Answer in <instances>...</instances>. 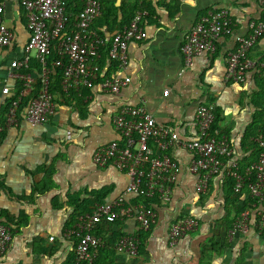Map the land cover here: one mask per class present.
I'll return each instance as SVG.
<instances>
[{
    "label": "crops",
    "instance_id": "0c3cea01",
    "mask_svg": "<svg viewBox=\"0 0 264 264\" xmlns=\"http://www.w3.org/2000/svg\"><path fill=\"white\" fill-rule=\"evenodd\" d=\"M21 2L5 3L4 24L13 40L0 47V115L8 99L2 87L12 86L7 81L8 66L22 54L28 39ZM138 2L150 12L144 22L147 37L129 43L125 71L118 73L107 56L118 28L101 23V16L92 24L104 44L89 66L96 67L100 77H128L130 82L119 93L94 87L78 91L82 96L74 99L54 94L55 111L47 123L33 126L20 120L0 133V223L12 232L0 264H64L75 247L64 233L75 223L76 210L83 203L80 210L120 199L126 205L134 201L126 193L124 173L92 162L97 148L121 141L111 120L122 105L143 106L159 126L182 141H192L197 134L196 110L206 104L215 106L217 132L226 136L232 149V157L211 179L206 194L195 191L197 176L190 172L193 154L174 146L168 153L177 163V177L170 201L154 210L155 223L148 232L140 231L133 218L100 223L94 235L103 244L95 257L99 264H264V236L252 227L256 210L264 204L253 206L246 192H230L227 177L231 163L241 165L256 158L247 134L256 120L264 126V78L259 70L249 71L242 84L227 83L224 78L228 53L238 38L248 36L249 22L260 20L261 8L257 0ZM120 4L121 0L116 7ZM218 10L229 12L231 33L217 41L213 54L197 56L186 67L181 54L184 36L200 16ZM117 15L120 20L121 12ZM263 55L264 36L248 58L258 61ZM43 187L45 191H36ZM241 209L249 213V231L230 238L228 232ZM184 217L194 218L197 230L170 245L169 227ZM121 236L139 238L137 257L128 259L114 249Z\"/></svg>",
    "mask_w": 264,
    "mask_h": 264
},
{
    "label": "built area",
    "instance_id": "2783aa9c",
    "mask_svg": "<svg viewBox=\"0 0 264 264\" xmlns=\"http://www.w3.org/2000/svg\"><path fill=\"white\" fill-rule=\"evenodd\" d=\"M68 2L22 0L28 39L22 54L8 66L7 81L12 86L5 84L2 94L10 97L15 88H19V93L4 115V122L0 120V133L20 120L33 126L45 124L53 115L54 96L50 93L52 71L47 61L52 45L57 53L52 65L62 70L61 87L65 95L70 91L94 87L102 92L117 94L130 82L128 77L121 78L116 74L100 77L98 69L89 66L104 44L92 29V24L102 14L100 2L80 0L81 8L76 14L67 10ZM257 2L262 16L258 21L249 22L248 36L238 38L235 48L228 53L224 76L227 83L242 84L251 70H259L260 76L264 78V61L248 58V52L264 33V0ZM5 3L6 0H0V47L11 45L13 40V33L4 24ZM147 14L143 9L137 11L129 24L117 31L110 40L107 56L116 64L118 73L127 67L129 43L147 37L143 24ZM232 26L226 10L211 11L200 16L183 39L181 54L185 66L189 67L197 56L213 54L217 41L229 35ZM33 59L39 65L38 70L30 66ZM25 99L28 101L20 111ZM215 111L213 104L199 106L194 117L196 139L182 141L168 128L159 126L143 106L120 107L112 117L111 124L120 134L121 141L97 148L92 162L96 167H113L124 173L128 178L126 193L140 200L129 205L121 199L96 204L91 213H81L73 226L64 233L65 237L75 241L74 264H94L95 251L103 244V240L94 232L102 222L116 223L133 218L139 224L140 231L150 230L156 214L146 205V201L157 199L164 204L170 201L178 171L177 163L168 153L174 146L193 154L190 172L197 176L195 191L197 195L206 194L211 179L220 172L223 162L232 157L226 136L217 131L209 135L215 121ZM251 141L257 146L256 159L243 170L238 163H231L227 177L233 180V191L246 192L251 205L256 206L264 204V132H258ZM197 227L198 222L192 217L176 220L168 230L170 245L176 244L182 236L194 232ZM252 227L258 235L264 236V207L256 210ZM249 228V213L242 212L228 236L246 234ZM11 240L10 228L0 223V258ZM139 247L140 240L135 236H121L114 244V249L128 259L137 257Z\"/></svg>",
    "mask_w": 264,
    "mask_h": 264
},
{
    "label": "trees",
    "instance_id": "16d2710c",
    "mask_svg": "<svg viewBox=\"0 0 264 264\" xmlns=\"http://www.w3.org/2000/svg\"><path fill=\"white\" fill-rule=\"evenodd\" d=\"M68 1L69 2H68L67 10L71 11L74 14L78 13L80 11V8H81L80 0H68ZM98 1L101 4V11H102V14H101V17L99 18V21L101 23H105V24H108V25L109 24L114 25L115 28H118L117 31H120L123 27L127 26L129 24V22L132 20V18L134 17L135 13L137 11L141 10V9L147 11V13H148L147 16L143 18V24L148 19V16L150 15V12L148 11V9L146 7H144V5L142 3L138 2L139 0H121V4H120L119 7H116L117 0H98ZM119 11L121 12V15H122L120 20H118V15H117V13ZM261 16H262V10H261ZM262 36H264V33H263ZM52 46H53V48H51L50 54H49V56L47 58L48 67L51 69V71H53V74L51 73L50 93L53 94V95L57 94L59 96H62L63 98H64V96L67 95V96H69L72 99L77 98L78 95L82 96V93L79 94L80 92H76V91H70L66 95L62 93V87H61L62 70L59 69V68H56V67H54L52 65V63L57 59L56 49H55L54 45H52ZM258 61H264V55ZM109 63H110V65L115 66V63H113L110 60H109ZM30 66H31V68H33L35 70H38V68H39V65H38V63H37V61L35 59H33V61H31ZM262 83H264V80H263ZM18 93H19V88H15L13 90L12 96L7 97L8 99L4 103V105H3L2 109H1V115H0L1 122H4V115L6 114L8 108L11 106L12 102L16 100V98L18 96ZM27 101H28L27 99H25L23 101L22 105L20 106V111H22V109L24 108V105L27 103ZM217 122H218V116L215 114V121H214V124L211 127V131H209V135H212V132L217 131ZM258 132H264L263 122L260 123V120H256L255 124L250 128V130H249V132L247 134V137L250 140V145L252 146V149L255 150V152H256V156H257V153H258L257 146L255 144H253L251 139L253 137H255ZM251 163L252 162L249 161L248 163H246V164L243 163V164H241L239 166H240L241 170H243L245 168V166H248ZM228 189H230V192L233 191V180L230 177H228ZM45 190H46V187H43V189H40V188L36 189V191H39V192H42V191H45ZM139 200L140 199L136 197L131 204H135ZM163 204L164 203L158 201L157 199H152V200H147L146 201V205L149 208L151 207L153 210H155L156 207L161 206ZM83 205H84V203H83ZM83 205H81L76 210V213H75L76 214V217H75L76 220H77V217L81 213H85V212L91 213L92 212L93 207H91L92 209L91 208L88 209L89 205H87V207L85 209L80 210V208ZM243 210L244 209H241L240 211H238L237 215H239ZM205 246H206V243L204 241V243H202V245H200L199 247L202 248V249H205ZM74 257H75V247H74V250L72 252V255L65 261L64 264H74ZM94 264H99L98 263V259L96 257L94 259Z\"/></svg>",
    "mask_w": 264,
    "mask_h": 264
},
{
    "label": "water",
    "instance_id": "95a60500",
    "mask_svg": "<svg viewBox=\"0 0 264 264\" xmlns=\"http://www.w3.org/2000/svg\"><path fill=\"white\" fill-rule=\"evenodd\" d=\"M119 2H120V0H117L116 6H118Z\"/></svg>",
    "mask_w": 264,
    "mask_h": 264
}]
</instances>
